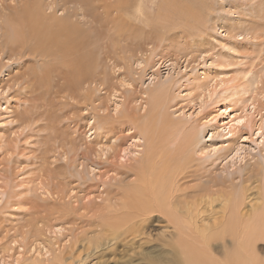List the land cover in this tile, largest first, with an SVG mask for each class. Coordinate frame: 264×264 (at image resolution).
I'll return each instance as SVG.
<instances>
[{"label": "rangeland", "instance_id": "1", "mask_svg": "<svg viewBox=\"0 0 264 264\" xmlns=\"http://www.w3.org/2000/svg\"><path fill=\"white\" fill-rule=\"evenodd\" d=\"M51 1L0 0V264H39L43 246L56 257L50 264H142L141 253L160 244L156 241L167 230L157 220L142 235L120 229L115 239L111 229L101 234L99 228L86 225L94 210H103L97 207L102 199L117 191L119 164L137 166L128 160L143 153V140L138 148L133 146L141 138L140 122L136 126L126 117L150 114V97L157 86L167 88L163 101L158 100L163 106L154 112L157 133L167 140L160 126L165 120L186 130V136H194L197 148L185 171L193 180L187 184L195 186L201 176L218 177L224 169L223 177L234 178L233 186L242 190L243 211L249 214L259 204L260 184L247 180V171L264 162V128L258 129L264 121V0L231 5L227 0H53V6ZM142 3L148 13L138 12ZM32 17L45 24L38 33L63 39L57 42V50L70 52L73 44L78 60L89 54L85 61L92 66V76L98 70L91 85L92 102L84 104L82 97L74 98V74L59 60L27 54L31 42L34 45L27 32ZM57 17L62 25H75L80 33H74L76 43L62 31L58 37L57 29L48 26ZM231 17L245 24L224 20ZM231 26L247 32L235 38ZM221 55L223 60L217 61ZM99 73L104 78L102 86L98 85ZM250 76L256 77L254 81H247ZM114 85L120 104L116 113L110 92ZM102 103L107 106L105 113L98 107ZM224 107H228L225 112ZM244 113L253 116L256 126L252 131L240 126L228 135L224 130L228 117ZM107 116L118 118L112 125L120 129L116 138L91 129L94 118ZM118 142V159L99 153ZM203 148L216 151L208 150V156ZM184 193L192 195L191 190ZM194 202L197 206L191 207L204 221L220 218L223 206L215 195L203 192ZM109 223L120 226L119 218ZM94 225L104 227L103 223ZM59 228L63 231L57 233ZM255 253L264 260V241L257 244Z\"/></svg>", "mask_w": 264, "mask_h": 264}, {"label": "bare ground", "instance_id": "2", "mask_svg": "<svg viewBox=\"0 0 264 264\" xmlns=\"http://www.w3.org/2000/svg\"><path fill=\"white\" fill-rule=\"evenodd\" d=\"M227 1L231 5L234 2H244L245 0ZM51 3L53 6V0L51 1ZM139 7L140 9L138 12L140 14H142L143 11L147 12L145 11L146 8L148 10V6L144 5V3H142V5L140 4ZM1 8H3L2 4ZM78 9L80 8L78 7ZM222 9L224 11V8H219L221 12ZM78 12L80 13L79 10ZM67 14V16H69L70 18H76L75 14L73 15V13ZM79 16L83 18L82 11ZM34 18L35 19H33L32 17V20L30 21V25L32 26H28L31 30L29 31V29L26 27V29H28L27 32H30L28 34L29 37H31L34 42V45L31 42V47H29V50H31L32 52L30 51L29 53L28 51L27 54H32L45 60L47 58H52L56 62H58L59 60V63L64 66V69H68L69 73L72 72L74 74L72 77L73 92L75 95L74 98H76V96L82 97L84 100V104L92 102L94 96L91 93V85L92 81H96L95 77L98 73V70H95V73L92 76V73L94 72H92V66L89 62L85 61V56L89 54L85 53V55L82 57V60H78L76 58L75 46H72V42L76 43L77 35H80V33H78V30L74 27L75 25H73V27L72 24L69 23H65V25H62L61 21V23L57 22L58 17L55 18L56 21H54V19H48V21L50 20L48 22V26H53V28L55 27L57 29L58 33L56 31L55 33L58 34V37L60 36L59 31H62L65 33L67 38L72 40V42H70L72 44L70 47V52L63 53V51L57 50V42H62L63 39L61 37L60 39L53 38L50 34L48 38L45 33L43 34V31L41 33H38L37 31L44 29L45 24L41 23L40 20L36 17ZM232 18L234 17L227 18L224 20H226L227 23L235 21V18ZM218 19H216V23L220 24V20L218 21ZM235 22L238 23V25L245 24V21L242 19L239 22ZM224 23L225 22H223V24ZM223 24H221V27H223ZM60 25H62V27H60ZM212 26L214 27V25ZM55 28L54 30H56ZM231 29L235 31V38L247 32V30L244 28L237 30L233 28V26H231ZM231 32L229 34H231ZM52 33L54 35L53 31ZM74 33H76L77 35H75ZM16 37L19 38L18 35H16ZM79 40L80 38L78 39V42ZM13 42H10L11 45L13 44ZM26 43H29V41ZM39 43L41 44V46L39 45ZM51 44L55 45L56 49ZM5 45L7 44H4V46ZM19 45L20 44H18L17 47ZM48 45L49 48L47 47ZM25 46L23 47L25 48ZM78 49L80 48L78 47ZM78 52H80V50ZM8 56H10L11 58L12 55ZM222 60L223 55H221L220 59L218 58L217 61L221 62ZM63 62H65L66 65H64ZM213 63L216 62L213 61ZM101 77L102 73H99L97 75L99 86H102L104 84V78L102 80ZM255 78V76L254 78L250 76V78L248 77L247 81H254ZM106 85L108 87L112 86L109 81L106 82ZM164 87L165 86L163 85L159 87L157 86V90L151 95L150 99H152L153 106L151 107V109H149L151 110L149 111L150 114L148 113L145 117H139L136 114H132L131 116L126 117V119H128L134 125H138L140 122V126L138 127L140 133H138L141 134V138L136 139L133 146L138 148V142L143 140V153L140 155L134 154L133 159L128 160L129 164L134 162L138 163L137 166L129 165L128 167H126L123 164H119L120 166L118 167H120L122 170H117L115 174V177L120 174L117 181V191L109 197L107 194V197L102 199L103 204H98L97 207L102 208L103 210H94L92 212L93 218L92 220L88 221V223L86 224L87 227L99 228V232L101 234H106L108 229H111L113 239L115 237H113V235L117 234L118 230L120 229L126 230V232L129 234H135L139 236L142 235L141 233L145 232L144 230L146 229V227H149L152 222L157 220L158 222L162 223L163 225L161 226V228L167 231H165L164 236L160 240L156 241L160 244L148 247L145 252L141 253L142 258L140 262L142 264H264V260L257 258V255L255 253V247L257 246V244L261 241H264V162L262 165L259 163L254 164V166L252 165V168L247 171L249 176H247L246 179H256L260 184V187H258L260 201L257 202L259 204L251 208L249 214L247 211H243L246 209V206H243L244 200H242V190L236 189V187L233 186V184L235 183L234 178L228 179L223 177V174L226 172L224 169L221 171V174L218 177L206 178L205 176H201L196 179L195 182L197 183L195 186L191 187L192 185H188L187 183L192 182L193 179L189 175H185V171L187 170L186 164L188 163L189 157L192 155L194 149L197 148L193 143L194 136L192 134L190 136H186V130H184V132L181 129H178L179 126H176L177 128L170 126L168 123L166 124L164 120V123L162 122L160 125L161 130H163H159L165 133L164 137H166L167 140H164L162 139L160 133H157L158 131H156L155 127L154 112L157 113L160 107L163 106L158 102V100L163 101V95L164 93H166L167 90V88L164 89ZM115 89L116 86L114 85V88L110 92L112 93V100L114 101V110L116 113L118 108L120 107V104L117 100H115ZM144 95L148 97L147 93H145ZM102 104H100V106L98 107L102 108L103 112L105 113L106 111H108L107 106ZM125 105L126 101L124 102L123 106ZM227 108L228 107H224L222 111H227ZM250 115L251 114L246 115L245 113L244 115L240 114V117L232 115L233 118L230 115L231 118L228 117L229 123L227 127L224 128L225 132L227 131V134L231 135V133L238 129L240 126H243L244 128L249 129V131H252L256 124L253 123L254 121L251 119ZM95 120H98V127H95V125L97 124ZM117 121L118 118L116 119L112 116H107L106 118L96 117L94 118V122L91 125V129H94L95 131H103L107 138H116L118 136V133L120 132V129H118L117 127H113L112 125L115 124ZM240 121H243V123H240ZM215 123H219L217 119L215 120ZM262 128H264V121L263 124L259 125L258 127V129ZM165 130H168V132ZM262 133L261 136L263 135ZM257 134H260L259 131ZM96 138H98V136H96ZM108 141L109 140H107V142ZM119 145L120 142L112 143L110 146H108L107 149L105 148L104 152L99 149V153H101L103 156L109 153L110 157L118 159L119 152L117 151V148ZM87 149L90 150L92 148L88 146ZM215 149L216 148H213L211 150H204L203 148L202 151L208 152V154H206L210 156L209 154L211 152L214 153L216 151ZM208 150L211 152H209ZM82 156L85 157L84 154ZM124 156H126V153H124ZM185 158L187 162L186 160L183 162ZM166 164L170 165L166 166ZM212 175H214V173ZM217 182L221 183V185H217ZM121 186H124L125 189L120 190L119 187ZM213 188H215V190ZM205 189L206 191H203ZM186 190L192 191V195L190 197L184 193V191ZM203 192L208 193V195H215V197L221 200L223 206V209L221 208L220 210V218L213 219L211 223H208L201 219L200 213H198L195 209L191 207L192 205L197 206V203L194 202V199L198 194ZM158 213L163 218H165V220L155 215ZM251 213L252 218L250 217ZM116 218H119L120 226L114 228V226L111 225L109 222ZM94 223H103L104 227L100 228L99 226H95ZM169 228H172V231H169ZM57 231V233H60L61 231H63V229L59 228ZM146 236L150 237L151 232H147ZM112 242L114 241L112 240ZM36 249L34 248L35 251ZM40 249L44 250V255L42 256L41 262L38 261L39 264H50V262H52L56 258L54 256L53 251L51 252L52 249L48 250L45 246ZM40 254L42 255V253ZM62 259H64V257H62Z\"/></svg>", "mask_w": 264, "mask_h": 264}, {"label": "snow or ice", "instance_id": "3", "mask_svg": "<svg viewBox=\"0 0 264 264\" xmlns=\"http://www.w3.org/2000/svg\"><path fill=\"white\" fill-rule=\"evenodd\" d=\"M240 123H243V121H240Z\"/></svg>", "mask_w": 264, "mask_h": 264}]
</instances>
